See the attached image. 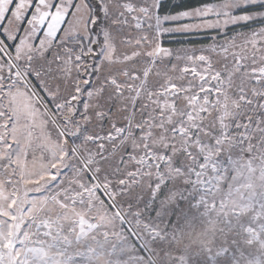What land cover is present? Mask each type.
Segmentation results:
<instances>
[{
  "label": "snow or ice",
  "instance_id": "6c2138e0",
  "mask_svg": "<svg viewBox=\"0 0 264 264\" xmlns=\"http://www.w3.org/2000/svg\"><path fill=\"white\" fill-rule=\"evenodd\" d=\"M0 264H264V0H0Z\"/></svg>",
  "mask_w": 264,
  "mask_h": 264
}]
</instances>
